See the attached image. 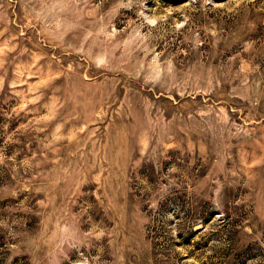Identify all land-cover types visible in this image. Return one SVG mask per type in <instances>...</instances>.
<instances>
[{
    "label": "rangeland",
    "instance_id": "rangeland-1",
    "mask_svg": "<svg viewBox=\"0 0 264 264\" xmlns=\"http://www.w3.org/2000/svg\"><path fill=\"white\" fill-rule=\"evenodd\" d=\"M0 264H264V0H0Z\"/></svg>",
    "mask_w": 264,
    "mask_h": 264
}]
</instances>
